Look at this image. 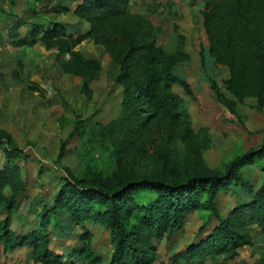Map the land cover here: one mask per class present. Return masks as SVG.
Masks as SVG:
<instances>
[{
	"label": "rangeland",
	"instance_id": "1",
	"mask_svg": "<svg viewBox=\"0 0 264 264\" xmlns=\"http://www.w3.org/2000/svg\"><path fill=\"white\" fill-rule=\"evenodd\" d=\"M63 1L72 9L78 0ZM130 2L133 11L138 9L151 20L157 44L165 51L174 52L178 35L184 37L188 58L179 61L175 69L192 93L173 85L183 101L184 112L181 123L173 130L167 129L162 119H155L143 133L132 131L125 119L123 88L116 82L119 67L102 46L86 39L77 47L84 57L101 62L98 74L83 88L79 76L63 71L56 49H46L39 42L20 46L12 41L6 27H17L24 35L33 8H45L48 0H0V10H5L0 13V135L10 136L11 143L20 145L28 154L25 160H16L26 190L19 198L10 230L28 234L38 225L40 214L46 213L63 186L64 168L85 177L87 187L94 180L116 184L132 176H159L164 163L177 177L187 178L221 170L225 162L262 141L264 109L259 112L250 107L254 102L251 98L238 102L225 88L224 81L229 76L226 66L202 53L209 44L200 13L202 1ZM62 18L73 20L70 12ZM84 31L79 24V32ZM212 82L219 86L222 102L217 100ZM39 161L44 166L40 173ZM6 163V154L0 147V169ZM260 163L254 159L241 168L254 189L263 178L258 170ZM250 196L242 186L222 189L217 210L226 217L233 206ZM155 197L148 190L130 193L124 213L130 226L141 235L139 244L146 264L169 262L171 256L206 238L219 224L209 209L192 208L180 227H168L158 238V231L151 236L149 220H161L170 208L165 202L161 213L150 212L144 219L140 205ZM66 218L58 227L52 219L47 223L49 248L63 255L65 264H90L84 256L88 252L99 257L102 264H109L113 245L104 226L79 221L70 212ZM259 232L252 230L254 243L239 248L232 260L214 255L204 264H258L264 258V239ZM77 252H81L80 257ZM0 264L35 263L29 248L6 251L0 244Z\"/></svg>",
	"mask_w": 264,
	"mask_h": 264
},
{
	"label": "trees",
	"instance_id": "2",
	"mask_svg": "<svg viewBox=\"0 0 264 264\" xmlns=\"http://www.w3.org/2000/svg\"><path fill=\"white\" fill-rule=\"evenodd\" d=\"M54 1L48 0L43 9L33 8L32 20L27 22L24 35L17 27H6L12 41L20 46L39 42L46 49H56L63 71L79 76L83 88H87L100 71L101 62L84 57L77 47L82 41L91 40L102 46L119 67L116 82L123 88L125 119L132 131L143 133L155 119L165 121L169 130L176 128L184 112L183 101L173 85H179L187 94L192 93L190 85L175 69L179 61L188 58L183 48L184 37L178 35L174 52L165 51L157 44L151 20L141 12L132 11L130 0H79L72 10L63 0ZM201 1L200 13L209 43L202 53L226 66L229 76L224 81L225 88L238 102L251 98L254 102L250 107L263 111L264 0ZM71 11L73 20L62 18ZM78 21L88 23L85 32H79ZM211 86L217 100L222 102L219 86L214 82ZM11 142L10 136L0 135V147L7 157L6 165L0 169V244L6 251L29 248L35 264H65L63 255L49 248L47 223L52 219L58 227L67 220L69 212L75 219L99 223L109 232L113 245L109 264H146L139 244L141 235L130 226L124 214L129 194L141 190L156 196L140 205L144 219H148L150 212L161 213L165 202L170 206L161 220H149L153 228L151 236L158 231L155 235L158 238L168 227L170 230L180 227L192 208L209 209L219 223L206 238L189 244L171 256L169 262L161 264H204L214 255H224L223 259L230 261L238 255L239 248L254 243L252 230H259L264 239V133L256 147L225 162L223 169L187 178L177 177L164 163L159 176H132L116 184L94 180L87 187L85 177L64 168L61 190L28 234L9 228L19 198L26 190L16 160L28 157L23 147ZM63 153L64 146L60 150ZM254 159L261 161L258 170L263 174L257 189L241 173V168ZM43 167L40 163L39 173ZM231 186L245 187L251 196L222 217L217 210V197L220 190ZM77 254L81 256V252ZM84 256L90 264H102L99 257L89 252ZM258 264H264V258Z\"/></svg>",
	"mask_w": 264,
	"mask_h": 264
},
{
	"label": "crops",
	"instance_id": "3",
	"mask_svg": "<svg viewBox=\"0 0 264 264\" xmlns=\"http://www.w3.org/2000/svg\"><path fill=\"white\" fill-rule=\"evenodd\" d=\"M78 1H79V0H78ZM78 1H77V2H78ZM131 3H132V2H131ZM72 9H73V8H72ZM72 9H71V10H72ZM132 11H133V10H132ZM135 11L140 12V10H138V9L135 10ZM70 13L72 14V19H73V18H74V15H73L72 11H71ZM78 22H79V24H81L83 27H85V31L88 29V26H89L88 23H86V22H84V21H78ZM85 31H84V32H85Z\"/></svg>",
	"mask_w": 264,
	"mask_h": 264
}]
</instances>
